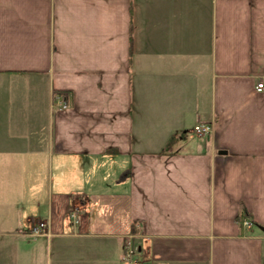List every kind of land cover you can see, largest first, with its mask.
Masks as SVG:
<instances>
[{"label":"crops","instance_id":"0c3cea01","mask_svg":"<svg viewBox=\"0 0 264 264\" xmlns=\"http://www.w3.org/2000/svg\"><path fill=\"white\" fill-rule=\"evenodd\" d=\"M262 77L264 0H0V264H264Z\"/></svg>","mask_w":264,"mask_h":264},{"label":"built area","instance_id":"2783aa9c","mask_svg":"<svg viewBox=\"0 0 264 264\" xmlns=\"http://www.w3.org/2000/svg\"><path fill=\"white\" fill-rule=\"evenodd\" d=\"M256 91L258 93L264 92V77H262L256 86ZM57 109L65 110L68 109V106L65 104L62 97L57 96ZM194 134L199 138L211 137L214 134V125L202 124L194 128ZM81 206H73L70 212V217L75 223H79L80 216L83 212ZM252 223L246 219L243 221V226L252 227ZM47 228L45 222H39L37 228L34 230V234L41 235ZM139 247L134 242V237L129 238L124 246L123 262L126 264H139Z\"/></svg>","mask_w":264,"mask_h":264},{"label":"trees","instance_id":"16d2710c","mask_svg":"<svg viewBox=\"0 0 264 264\" xmlns=\"http://www.w3.org/2000/svg\"><path fill=\"white\" fill-rule=\"evenodd\" d=\"M57 96L62 97V99L64 100L65 104L68 106V108L70 107V101H69V92L66 91H57L56 92ZM183 136H178V135H173L170 137V139L168 140L162 154L163 155H170L174 152L175 146L178 144L179 140L182 138ZM244 219L250 221V215L247 213V211L244 209L239 217V222L243 224ZM251 222V221H250ZM252 223V222H251ZM256 226H258L257 224H254ZM260 227V226H258ZM261 228V227H260ZM263 229V228H262ZM133 234L137 235L138 234V230L134 228L133 230Z\"/></svg>","mask_w":264,"mask_h":264},{"label":"water","instance_id":"95a60500","mask_svg":"<svg viewBox=\"0 0 264 264\" xmlns=\"http://www.w3.org/2000/svg\"><path fill=\"white\" fill-rule=\"evenodd\" d=\"M220 155H227V152L226 151H222V152H220Z\"/></svg>","mask_w":264,"mask_h":264},{"label":"rangeland","instance_id":"374dc122","mask_svg":"<svg viewBox=\"0 0 264 264\" xmlns=\"http://www.w3.org/2000/svg\"><path fill=\"white\" fill-rule=\"evenodd\" d=\"M80 206V205H79ZM44 234V233H43ZM43 234H41V235H38V236H43Z\"/></svg>","mask_w":264,"mask_h":264}]
</instances>
